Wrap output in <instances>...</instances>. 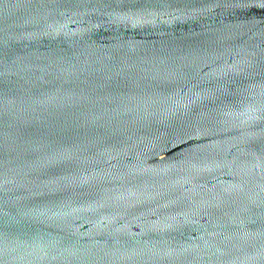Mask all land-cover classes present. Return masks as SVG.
<instances>
[{
	"label": "water",
	"instance_id": "1",
	"mask_svg": "<svg viewBox=\"0 0 264 264\" xmlns=\"http://www.w3.org/2000/svg\"><path fill=\"white\" fill-rule=\"evenodd\" d=\"M0 264H264V0H0Z\"/></svg>",
	"mask_w": 264,
	"mask_h": 264
}]
</instances>
